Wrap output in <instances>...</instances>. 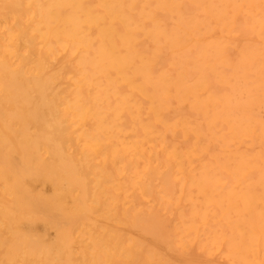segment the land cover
Returning a JSON list of instances; mask_svg holds the SVG:
<instances>
[{
	"label": "bare ground",
	"instance_id": "obj_1",
	"mask_svg": "<svg viewBox=\"0 0 264 264\" xmlns=\"http://www.w3.org/2000/svg\"><path fill=\"white\" fill-rule=\"evenodd\" d=\"M0 264H264V0H0Z\"/></svg>",
	"mask_w": 264,
	"mask_h": 264
}]
</instances>
